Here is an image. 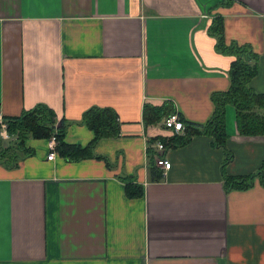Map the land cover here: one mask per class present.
Listing matches in <instances>:
<instances>
[{
    "label": "crops",
    "instance_id": "1",
    "mask_svg": "<svg viewBox=\"0 0 264 264\" xmlns=\"http://www.w3.org/2000/svg\"><path fill=\"white\" fill-rule=\"evenodd\" d=\"M221 1L0 0L1 115L44 103L81 146L92 137L85 108L110 107L119 122L92 155L54 148L48 159V138L27 137L33 153L0 164V264H264V186H222V172L264 173V134L238 133L231 104L222 166L224 150L203 134L163 145L158 179L146 165L148 138L170 132L142 122L143 104L169 101L201 124L229 85L232 55L206 30L213 16L225 41L258 54L248 85L264 92V0ZM123 174L141 195H126Z\"/></svg>",
    "mask_w": 264,
    "mask_h": 264
},
{
    "label": "trees",
    "instance_id": "2",
    "mask_svg": "<svg viewBox=\"0 0 264 264\" xmlns=\"http://www.w3.org/2000/svg\"><path fill=\"white\" fill-rule=\"evenodd\" d=\"M227 5L231 0H222ZM214 38L216 50L232 55L227 74L229 85L223 91L213 92L210 95L213 110L204 123L195 124L182 121L181 132L169 129V134H157L148 138L149 142L160 140L165 147L179 145L190 139L193 135L203 134L211 137V143L220 146L225 153L223 162L230 159L231 154L224 149V105L231 104L234 109V122L236 131L240 134H264V92H256L249 85V80L257 72L258 54L253 51L248 43H237L234 40L225 41L223 38L221 17L213 16L206 28ZM176 111L169 101L159 104L145 103L141 110V120L144 124H155L167 114ZM3 117V116H2ZM8 142L2 144L0 137V164L10 168L16 166L19 158L33 153L31 147L24 145L27 137L48 138L54 133L55 150L65 158H79L92 155V146L97 139L104 136L117 135L119 122L114 110L106 106H90L85 108L80 116V122L84 123L91 131V139L83 146L76 143H68L63 140L65 125L69 121L56 118L53 110L44 103H36L30 108L23 109L14 116H4ZM153 149L147 148L148 160L146 162L149 177L158 179L161 170L153 160ZM124 182L127 196H138L142 193V187L132 177L118 175ZM264 186V173L258 169L244 175L231 176L222 172V186L226 191L230 188H246L252 185L254 179Z\"/></svg>",
    "mask_w": 264,
    "mask_h": 264
},
{
    "label": "built area",
    "instance_id": "3",
    "mask_svg": "<svg viewBox=\"0 0 264 264\" xmlns=\"http://www.w3.org/2000/svg\"><path fill=\"white\" fill-rule=\"evenodd\" d=\"M159 124H161L165 128L172 129L173 131L176 132H181L183 127L182 121L179 119V115L177 114V111H173L165 115L161 119ZM0 137L1 138L9 137L6 132V126L3 117L1 115V112H0ZM152 146L154 149L153 158L155 165L162 169H166L169 166V161L166 159L164 155L163 143L160 140H156ZM54 148H55V138H54V133H52L48 137L49 152H47L46 158L48 159L52 158L54 154L53 152Z\"/></svg>",
    "mask_w": 264,
    "mask_h": 264
},
{
    "label": "rangeland",
    "instance_id": "4",
    "mask_svg": "<svg viewBox=\"0 0 264 264\" xmlns=\"http://www.w3.org/2000/svg\"><path fill=\"white\" fill-rule=\"evenodd\" d=\"M8 138H9V137L2 138V139H1V140H2V144H6L9 140L12 139V138H11V139L8 140ZM7 140H8V141H7Z\"/></svg>",
    "mask_w": 264,
    "mask_h": 264
}]
</instances>
